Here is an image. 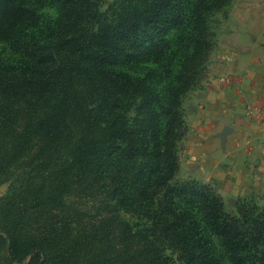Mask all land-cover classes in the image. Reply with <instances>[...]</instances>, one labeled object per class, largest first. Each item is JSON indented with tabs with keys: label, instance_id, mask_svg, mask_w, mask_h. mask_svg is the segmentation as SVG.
Segmentation results:
<instances>
[{
	"label": "trees",
	"instance_id": "trees-1",
	"mask_svg": "<svg viewBox=\"0 0 264 264\" xmlns=\"http://www.w3.org/2000/svg\"><path fill=\"white\" fill-rule=\"evenodd\" d=\"M234 1L0 0V264H264V206L177 179Z\"/></svg>",
	"mask_w": 264,
	"mask_h": 264
},
{
	"label": "crops",
	"instance_id": "crops-1",
	"mask_svg": "<svg viewBox=\"0 0 264 264\" xmlns=\"http://www.w3.org/2000/svg\"><path fill=\"white\" fill-rule=\"evenodd\" d=\"M217 45L184 100L181 163L238 197L264 193V0H236L214 19Z\"/></svg>",
	"mask_w": 264,
	"mask_h": 264
},
{
	"label": "rangeland",
	"instance_id": "rangeland-1",
	"mask_svg": "<svg viewBox=\"0 0 264 264\" xmlns=\"http://www.w3.org/2000/svg\"><path fill=\"white\" fill-rule=\"evenodd\" d=\"M43 14L53 17L55 15V10L49 6L43 11ZM0 53L6 54V55L11 54V52L9 50H7L5 48V46L1 43H0ZM180 158L182 161L181 154H180ZM177 179L181 180V181L195 180V181L202 183V184L211 185L222 197V199L225 203V210L230 214H237V206L242 201L243 197L235 196L234 194H232L231 190H229L228 192H224V190L222 188V182L220 181L219 178L214 179L212 182H209V183L200 182V181L196 180V178L194 176V172L192 171V169H190L189 167H187L181 163L180 170H179V173L177 175ZM7 188H8V185H4V186L0 187V197L5 194ZM244 198H251V199L254 198L261 207L264 206V193L256 195V197L249 195V196H246ZM224 264H229V262L227 261L226 258L224 259Z\"/></svg>",
	"mask_w": 264,
	"mask_h": 264
},
{
	"label": "built area",
	"instance_id": "built-area-1",
	"mask_svg": "<svg viewBox=\"0 0 264 264\" xmlns=\"http://www.w3.org/2000/svg\"><path fill=\"white\" fill-rule=\"evenodd\" d=\"M258 116H259V119H264V110L263 109L258 112Z\"/></svg>",
	"mask_w": 264,
	"mask_h": 264
}]
</instances>
